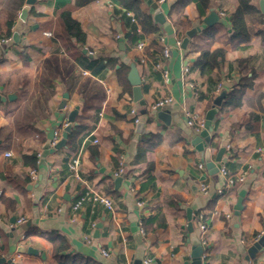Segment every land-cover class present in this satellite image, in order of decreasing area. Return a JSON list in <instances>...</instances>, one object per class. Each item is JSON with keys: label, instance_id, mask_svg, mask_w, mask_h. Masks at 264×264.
Masks as SVG:
<instances>
[{"label": "crops", "instance_id": "1", "mask_svg": "<svg viewBox=\"0 0 264 264\" xmlns=\"http://www.w3.org/2000/svg\"><path fill=\"white\" fill-rule=\"evenodd\" d=\"M5 1L0 0V37L5 35L1 22ZM139 1L157 30L137 41L124 33L139 32L140 26L116 0H92L72 9L71 16L85 34L79 49L88 57L111 60V66L97 73L83 68L53 37L55 11L73 0H35L24 20L19 18L21 7L17 10L11 26L17 40L0 46V94L13 95L0 100V256L13 264H59L52 255L51 235L61 236L66 242L64 253L77 259L100 264H131L136 258L141 264H184L191 259V238L200 234L198 222L206 225L203 264L264 261V248L254 258H245L264 223V36L260 32L264 17L261 22L246 17L249 38L237 45L229 39V20L238 0H208L203 14L197 8L199 0H189L181 11L174 6L176 0H152L163 13V22L154 19L147 0ZM259 1L250 3L261 11ZM211 11L217 17L206 24L202 19ZM211 26L216 32L209 35ZM191 27L199 28L182 47ZM139 41L142 47L137 46ZM153 43L170 49L162 61L167 79L155 65L162 48L154 49ZM217 48L224 54L209 81L195 60L203 50ZM131 61L140 76L144 105L133 100L127 78ZM245 76L252 78V84L244 89L241 104L217 112L207 143L212 160L224 147L222 164L230 174L244 176L227 187L223 175L205 167L204 151L192 143L198 132L187 118L204 121L221 91H215L217 83L226 91ZM63 93L66 103L60 108ZM166 96L172 100L162 108L168 114L163 119L150 105ZM75 108L65 145L45 148L47 130L55 125L59 139L69 111ZM131 108L138 122L133 121ZM74 156L80 161L79 177L68 169ZM120 163L123 173L115 183L113 173ZM30 170L35 171L33 178ZM201 181L208 185L206 193L198 189ZM221 186L224 191L216 193ZM86 190L108 195L113 209L88 198L73 209ZM241 190L242 206L235 212ZM188 207L191 232L186 228ZM152 215L158 226L144 232L141 219ZM21 216L25 221L15 223ZM20 246L37 252L18 251ZM103 249L108 255L101 253Z\"/></svg>", "mask_w": 264, "mask_h": 264}, {"label": "trees", "instance_id": "2", "mask_svg": "<svg viewBox=\"0 0 264 264\" xmlns=\"http://www.w3.org/2000/svg\"><path fill=\"white\" fill-rule=\"evenodd\" d=\"M24 0H6L3 8V15L1 22L5 27V35L13 33L11 26L14 24L17 10L21 7ZM92 0H73L60 9L55 11V26L53 37L55 42H59L66 52L71 55L83 68H88L92 73H97L102 68L111 66V60L103 61L100 58L88 57L79 49V45L84 43L85 34L81 30L79 22L71 16L72 9L83 6ZM118 4L125 10L130 11L140 26L139 32L125 31V36H129L132 41H137L148 33L157 30L152 17L149 13L144 12L139 5V0H116ZM189 0H176L174 3L175 8L180 11ZM197 1V0H196ZM239 4L235 12L230 16V35L229 39L238 45L241 41H246L249 38L247 29V16H254L256 20L262 21L264 13L259 11L255 6L250 3V0H238ZM208 5V0L197 1V8L200 14H203V9ZM216 32V27L211 26L207 29V34L212 35ZM262 37L264 36V32ZM154 49L161 50L162 46L153 43ZM22 54V53H21ZM224 51L220 48L212 51L203 50L195 60V65L198 67L201 75L206 76L211 81V74L213 69L218 65L219 60L223 58ZM126 81V80H125ZM251 77H242L237 85H231L225 91L219 110L224 111L232 109L241 104V97L246 87L251 86ZM34 166V163L31 164ZM156 216L141 219V229L144 232L153 230L158 223H156ZM162 225V224H159ZM50 240L53 244L52 255L59 264H100L91 259H77L71 255L64 253L66 242L59 235H51Z\"/></svg>", "mask_w": 264, "mask_h": 264}, {"label": "water", "instance_id": "3", "mask_svg": "<svg viewBox=\"0 0 264 264\" xmlns=\"http://www.w3.org/2000/svg\"><path fill=\"white\" fill-rule=\"evenodd\" d=\"M35 0H25L24 5L21 7L20 12H19V18L24 20L29 6L34 4ZM147 2L151 5V7L154 9V14L153 17L156 21L158 22H163V13L159 10L157 4L153 2L152 0H147ZM259 8L262 13H264V0L259 1ZM217 17V14L214 11H211L209 15H206L203 17V22L206 24H210L213 19ZM199 27H191L186 31V35L183 37L181 41V46L185 47L189 37H191L196 30H198ZM17 32H13L12 34V39L17 40ZM121 46V44H120ZM130 69L127 73V78L132 85V96L133 100L137 101L140 104H145V101L141 97V91H140V76L138 73V70L135 66V62L131 61L129 62ZM225 95V89H221V91L213 98L212 105L210 106L209 109H207L205 116H204V125L203 128L194 136L192 139V143L196 144V148L198 150H203L204 151V156L202 158V161L205 164V167L207 168L209 173H217L219 167L221 164L225 161V157L222 156V153L224 151V147H221L218 149V152L215 156V158L212 160L210 157L209 153V148L207 147V143L210 141V131H211V123L213 121L214 116L217 114L219 111V105L221 103V100L223 96ZM13 95L8 94L6 96L0 94V100L4 101L6 98H11ZM66 97L67 93H63L62 99L59 103V107L63 108V106L66 103ZM76 112V108L69 111L67 115V123L62 127V132H61V137L51 145V141L53 138L54 130L56 129V126L53 125L47 130V139L45 141V148H59L61 146L65 145L66 137L67 134L71 130V126L73 123L74 119V114ZM155 114L163 119L168 117L167 111L165 109H158L155 111ZM140 125V123H138ZM51 145V147H50ZM121 179V176L118 175L114 178L115 183H118ZM244 191L241 190L239 191L238 198L236 203L234 204V209L235 212H238L239 209H241V202H242V197H243ZM186 214L188 218V222L186 225L187 231L191 232L193 230V222L191 221V209L188 207L186 208ZM191 251H190V257L191 259L189 261H186L184 264H203L202 261V253H203V248L199 244L198 237L194 236L191 238ZM264 248V223H263V228H262V233L260 236L255 239L252 244L247 248V254L245 258L247 260H250L251 258L255 257V254L259 251H261ZM18 251H27L28 253H36L37 251L31 247H23L20 246L18 248ZM8 263V264H13L10 258L0 256V263ZM110 264H115V263H110ZM131 264H141V259H134ZM256 264H264V261L261 263H256Z\"/></svg>", "mask_w": 264, "mask_h": 264}, {"label": "built area", "instance_id": "4", "mask_svg": "<svg viewBox=\"0 0 264 264\" xmlns=\"http://www.w3.org/2000/svg\"><path fill=\"white\" fill-rule=\"evenodd\" d=\"M157 1H162V0H157ZM12 40V36L11 35H3L0 37V46L8 43ZM161 41H163V38H160ZM177 45L180 44V40H177ZM144 45L143 41H139L137 42V46L138 47H142ZM170 54V49L164 45L161 51V58L156 60L155 65L158 67H161L162 70V75L165 79L168 78V70L164 67H162V61L164 59H166ZM140 61H143V59H140ZM222 88V85L220 82L217 83L216 87H215V91L218 93ZM172 100V98L170 96H166V97H162V98H158L156 99L151 105H150V110L155 112L158 109H162L167 103H169ZM130 113L133 115V121L134 122H138L139 118L136 115V111L134 108L130 109ZM67 122L64 123V125H66ZM187 123L189 125H191L194 128L195 132H199L202 128H203V120H200L198 122H196L192 117L187 118ZM58 136H59V132L55 129L54 130V134H53V138L51 141V144H54L57 140H58ZM94 141L96 142L97 139H94ZM8 154V153H7ZM198 167L200 169H204V165L202 163H198ZM80 168V161L78 156H74L72 157L69 162H68V169L73 173V175L75 177H79L78 175V171ZM218 172L223 175L225 177V185L227 187L229 186H233L234 184H236L237 182H241L244 179L243 174H238V175H232L229 173V171L227 170L226 166H224V164H221V166L218 169ZM123 173V166L121 165V163L119 164V166L117 167V169L114 171L113 175L114 176H118L121 175ZM30 176L33 178L35 176V171L34 170H30ZM198 189L201 192L206 193L208 191V185L207 183H205L204 181H201L199 183ZM224 191V188L218 187L216 189V193L221 194ZM91 199L93 201H98L100 203H103L108 209H113V205H112V201L111 198L104 194V193H98V192H94L93 190H86L84 191L83 194H81L79 196V198L75 201V203L73 204V209H77L82 201L84 199ZM140 204V202H139ZM74 220V219H73ZM25 221L24 217H19L15 220V223H21ZM197 227L200 231V234H198V240H199V244L201 245V247L203 248V253L201 255V257L203 258L204 256V249L207 245V240L205 239V237L202 235V233L205 231L206 229V225L203 222H198ZM260 236V235H259ZM257 236L256 239L259 237ZM101 253L103 255H108V252L106 250H102ZM148 261V260H146Z\"/></svg>", "mask_w": 264, "mask_h": 264}]
</instances>
